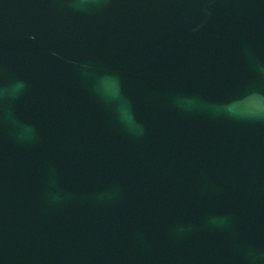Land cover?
<instances>
[{
    "label": "water",
    "instance_id": "obj_1",
    "mask_svg": "<svg viewBox=\"0 0 264 264\" xmlns=\"http://www.w3.org/2000/svg\"><path fill=\"white\" fill-rule=\"evenodd\" d=\"M0 264H264V0H0Z\"/></svg>",
    "mask_w": 264,
    "mask_h": 264
}]
</instances>
